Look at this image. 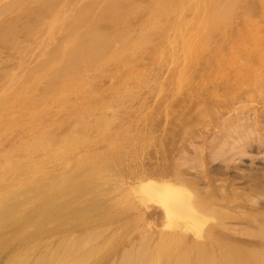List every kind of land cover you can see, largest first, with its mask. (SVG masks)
I'll return each instance as SVG.
<instances>
[{
    "label": "rangeland",
    "instance_id": "1",
    "mask_svg": "<svg viewBox=\"0 0 264 264\" xmlns=\"http://www.w3.org/2000/svg\"><path fill=\"white\" fill-rule=\"evenodd\" d=\"M0 1V8H3V6H6L9 3L11 4L13 2V0ZM43 1L49 2L51 7L50 15L49 13H41L40 11H38L39 4ZM66 1L64 2V0H21L19 1L17 7H11L10 12L0 9L1 11L3 10V12L0 13V89L3 88L2 90H0V95L3 93V96L0 97V197L2 196V199H0V213L2 210L3 213L0 215H4V217H16L20 210L30 209L32 207L31 202H33L34 199L38 196L36 194H39V192L41 191L47 190L45 188H54L48 184L50 176L52 179L54 175H57L59 172L62 174H67L71 172V169H68L69 166L66 167L59 161L52 160L49 157L46 149L33 147V145L36 144V142L38 141H43L44 144H49L51 148L56 150L59 147H56L57 144L59 145V142L62 143V141L72 136V134H74L75 132H80L83 130V150H81L83 151V161L84 159L86 160V155L96 153L97 155H99L98 158H96L95 160L96 164L102 161H106V166L105 169L103 168L104 170L101 169L103 171L100 170V178L85 181V176L91 169L88 168L87 165H84L83 162V174L85 175L83 177V190L86 189V192L84 193L83 191V194H81L80 196H72V193H70L67 188H64L66 192L60 196H57L58 199L54 201L55 204L53 203V205L55 206L53 211L51 210L49 214L46 213L44 215L45 217L48 215L52 218H56V221H58L57 223H54L51 217H49L41 224L40 222H38L39 220H41V218L36 217L33 221H31L32 223L29 224L32 225L34 224V222L37 221L36 225H32L33 228L31 226L29 227V225L25 226L26 229L31 232L39 225H43L45 228L52 230V234L46 235L40 239H29L25 243H21L19 242L18 238L15 237L14 233H16L18 229L21 228L20 226H22V223L14 220L15 222L11 224L12 226H9L8 228L6 227V229L8 230H4L3 228L2 231L4 230V232L2 233V231H0V233L3 235L2 237H9V240L8 245H5L3 247L0 246V264H39L40 262H42L41 264H55V262L57 264H118V262L119 264H134L136 258L135 260L134 258H132L126 263L122 262L121 259L123 256V252L132 248L131 242L129 241H138L139 226L135 222V220L128 213L125 212L123 204L115 203L116 197L112 196L111 198H108L111 194H106L105 189L110 186L107 184L106 185L108 187H106L105 184L103 185V179L108 178L109 182L112 183L113 181L117 180L116 178H120L121 175L126 174L131 169L138 167L141 164H147L150 159L155 160L156 157H163L168 159L167 163H169V165L189 171L188 174H190L188 175V177L191 179L198 180V187H200L202 190L207 188V181L205 178L202 179L201 176L204 169H207L209 174L212 175V177L214 176V178L216 179L215 184L219 186L221 185V183L223 184L224 180L227 178L235 179L237 182L234 187H236L238 191H242V189H245L246 193L248 192L249 188H256V185L253 186V183L259 182L261 183V185H264V178L262 177V175H264V64L258 61L257 59H247V57L253 56L260 37L264 36V1L214 0L216 3H218L217 5L219 6L218 7L214 5V9L218 7L214 10L211 7L213 6L211 5L212 0H199V5H197V0H192L191 3H188L189 0H118L123 4V10L121 12L122 14L120 17L122 19H115L114 17L103 18L97 22V25L104 32L111 34L120 33L123 30L127 32V39L126 41L115 42L116 45L115 43L113 44L110 53L112 54L113 50L114 53L105 60L98 63L99 65L97 64L96 66L99 67L94 66L96 68H99L96 69L97 71L99 70L98 72L95 69L93 70L94 67L90 68L83 66L82 68L81 66H78L77 71L75 72V75L73 77V82H75L76 84V89L74 90H71L69 88L70 78H68L67 80V76L69 77L68 72L60 73L58 70L60 68L59 65L54 64L53 62H51V64H53V69L51 67L50 71L53 70L55 74L52 72H48L49 70L46 67L44 68V66L42 65L44 63H50L47 58L50 52L55 47L63 45L64 42L62 43V41L65 40V38L67 40V37H69V35H67L66 33L68 32L67 27L69 24H72L74 17H76V14L82 9L84 12L85 6L91 2L92 4H94L93 9L91 10V17L94 18L97 11L100 9V7L104 4V1L106 0ZM156 1L157 5L159 6H155ZM194 1L196 2L195 4L198 6L197 9L193 7ZM181 2L185 4V6L183 7H186V10L181 7ZM207 2H209L210 4H205ZM223 2H225L226 4ZM222 3L224 6L222 5ZM259 4L261 5L259 6ZM155 7L157 8L158 12L156 11ZM56 8H58V10ZM53 10L56 12H53ZM14 11L16 13H14ZM28 11L30 12L28 13ZM166 11L169 13L170 16ZM198 11H202L201 14L203 16L205 15V17L203 18V16H201ZM151 12H153L154 14ZM164 14H167V16H165ZM154 17L157 18V21L159 19V21H155ZM178 17L181 18L178 19ZM52 18L57 19V23L54 25L55 28L54 26L52 27L54 29V32L53 29H51L52 31L50 30V34H46L45 29H48L47 32L49 31L50 27L48 26V21H50ZM199 19H201L202 21ZM198 21H201V23L203 24H199ZM151 23L153 24L152 26H150ZM141 25H146L145 27L147 28V31H145V27L143 28V26L141 27ZM197 25H199V27ZM31 26L34 29H32ZM178 26H180V29H178ZM9 28V31L11 32H7ZM140 28L142 30H140ZM143 29L145 31L144 34L142 32ZM30 30H32V32ZM242 30L244 31V33ZM31 33L33 35H31ZM44 33L46 34V36ZM174 34H176V36ZM216 35L219 36L217 37ZM140 37L141 39H139ZM184 37L189 38L186 39ZM191 37L195 38L190 39ZM182 39H186L187 42L190 41L189 43H191L192 45V48H189L190 50L187 49L189 46L186 44V41L185 44L184 41L182 43L183 45L181 44ZM40 41L42 42L40 43ZM169 41L170 43H168ZM173 41H176V44H174L175 42ZM171 44H173V48ZM184 45H187L188 47L185 48L186 46ZM183 46L186 51L182 49ZM36 47L38 51L36 50ZM133 50H135L136 52ZM180 50L186 52L185 56L187 57L184 56V53H179ZM187 50L191 51V53L187 52ZM129 51L130 54L128 53ZM171 51L173 52V55L171 54ZM125 52L127 54H125ZM233 54L235 55V58ZM30 56L31 59L29 58ZM174 57H178V59ZM216 60L218 62H216ZM21 61L23 62L21 63ZM231 61L233 62L231 63ZM27 62L28 64H25ZM173 62L175 63V65ZM224 62H226V64ZM39 64H42L41 68ZM169 64L172 66V68H170ZM183 64L185 65L183 66ZM181 65L183 66L185 71H183ZM18 66L22 69H19ZM179 66L182 68V70ZM250 66L254 68L253 74L249 73L248 67ZM28 68L30 69L29 71ZM167 68H170L168 72ZM88 69L89 71L91 70V73H89ZM36 70L38 71V73ZM87 71L89 73L88 75H86ZM177 71L178 74L175 73ZM24 72L30 74H25ZM58 72L59 75L61 74V76L58 75ZM22 73H24L23 77L20 76V74ZM179 73L183 75V77H179ZM62 74L63 76L67 74L65 75L66 81L65 79H63L64 77H62ZM136 74L139 78L136 76ZM12 75H15V77H13ZM55 75L56 77H54ZM17 77L21 80L15 79ZM100 77L102 78L101 82ZM245 78H247L248 80ZM10 79H12L11 82H9ZM111 79H113L112 82ZM14 80L15 82L13 83L15 84L13 85L12 81ZM16 80L19 81V83H17ZM181 81L183 82L182 86L180 83ZM7 82L10 84L7 85ZM16 83L18 85H16ZM20 83L23 84H21L20 86ZM37 83H39L38 87ZM41 83H44V85ZM28 84L29 86H27ZM11 85L13 88H11ZM178 85H180L181 87L178 88ZM6 88L8 89V92L10 91V95L8 96ZM9 88H11L12 90H14V88L16 89L13 91V93L12 90ZM176 89L177 91L180 90L181 92L175 91ZM3 91L6 93H4ZM18 91L20 94L18 93ZM158 92L160 93L158 94ZM49 93L52 96H50ZM4 94H6V96ZM172 96L175 97L173 98ZM154 98L157 100L155 101ZM18 99L20 101H18ZM153 100L155 101L154 104ZM168 100L171 101L169 102ZM9 101H11L12 104ZM4 105L6 107H4ZM164 106L168 107L165 108ZM33 109H35V111ZM36 110L39 113H37ZM147 111L148 113H146ZM15 112H18V114H15ZM144 115L146 117H144ZM147 115L150 116V118H148ZM28 123L32 124L29 125ZM106 124L108 128L106 127ZM42 126L44 130L41 128ZM144 127L146 129H144ZM36 133L37 135L35 137ZM136 135L140 138H136ZM64 136H66V138ZM151 138L153 140H151ZM160 142L163 144L161 145ZM133 144L135 145L133 146ZM142 153H144V155ZM43 157L46 159L44 160ZM186 157L189 159L187 160ZM6 158H8L9 160L11 159L10 161L12 162V164L10 163V161H7ZM38 162H41L43 168L48 171V175L44 174L41 176L40 174L39 178H42V182L39 185L40 187L36 185L37 188H34V183L32 184L34 186H32L31 183L23 185V183H21L19 180L25 177L29 169L33 168V166ZM19 165L21 168L19 167ZM109 166L114 169L109 168L107 169V172H105L106 168H108ZM69 168H71V166ZM108 170H110V173ZM20 171H22L21 175L19 174ZM54 171L55 173H53ZM111 172H113V175L116 174V176H114L115 178L111 175ZM104 173L106 175H109V177L106 176ZM251 173H257V178L254 179L253 177L252 179V177H250L248 179H243L238 176ZM49 174L51 175L49 176ZM111 177L113 179H110ZM92 183L94 184L92 185ZM85 186L88 187V190L87 188H85ZM24 187L26 189H24ZM28 190H30V193H25ZM99 190L102 194L99 192ZM9 194L10 197L7 199L9 200L11 196H13L10 201H14V206H11L12 203H10V201H8V205L7 199H4L6 196H9ZM22 194H24V196ZM70 195L75 200H70ZM20 196L22 198H25V196H29L30 198L26 197L25 199H21ZM254 196L257 198L254 199ZM16 197H19L20 199ZM98 197L101 199L103 198L102 200L105 201H102ZM250 197H252L253 200L258 199V197L262 199V196H260V194H258V196L250 195ZM13 198L17 199V203L16 200H14ZM23 200H26L27 203ZM86 200L89 201H87L88 203H90L89 206L88 203L85 202ZM19 202H21L20 205ZM82 203H84V205ZM70 204H72V207ZM93 205L96 207V209L98 208V206H100V208L97 209L99 210V212L95 211L96 209H94ZM2 206L3 208H1ZM59 206H61L60 209ZM82 208H84L85 210H83ZM74 209L76 211V214ZM258 210L263 211L264 208H260ZM81 211L83 212L81 213ZM64 212L66 213V215ZM83 213H85V215ZM63 215H65L67 218ZM80 215L83 216L82 224H78L77 226L72 227L71 231L69 232H60L61 229L69 228L71 225L75 224L74 221ZM49 222L53 223L50 224ZM226 224L227 225L224 226L227 227V230L231 229L230 232H228L234 235L238 234V232H243L246 230L252 231L256 228L254 226L248 227L247 225L237 222L235 220H227ZM95 226L96 228H94ZM105 227H107L108 229L106 228L104 230ZM102 228L103 232L100 231L102 230ZM90 230L93 231L91 232ZM231 231H233V233ZM96 233H98L100 237ZM82 234L84 235V237H82ZM91 234H96V236L92 235L91 237ZM130 234L132 235L129 236ZM86 235V240L88 239L90 241H87L89 242L88 244L85 240ZM88 235H90V238L92 239L95 237L94 241H91ZM41 240L44 241V243H42ZM61 240H64V242L62 243ZM73 241L75 243H73ZM85 242L87 246H84ZM31 244H34L35 247H32ZM57 245L59 247H57ZM66 245L67 248L65 247ZM82 245L84 247H82ZM94 245H97L98 247ZM28 246L30 248H28ZM92 246H94V248H92ZM26 247L29 250H27ZM75 248H78V250ZM90 248L92 250L95 248L96 249L92 252ZM136 248L133 249L135 252L133 251L132 254L140 256L143 254V252L145 253V250H143L144 248H140L138 244ZM32 249H35L33 250L34 252L31 251ZM26 250L27 253L25 252ZM32 252L35 253V255ZM22 253H26L25 256H23ZM41 253L44 254L45 257ZM85 254L88 255L86 256ZM29 256H31V259L29 258ZM24 258L26 259V261H24ZM44 258L46 259V261L44 260ZM59 258H61V261H59ZM38 259H40V261ZM81 259H86L87 261ZM27 260H29V262ZM50 260H52V262ZM71 260H73L74 262Z\"/></svg>",
    "mask_w": 264,
    "mask_h": 264
},
{
    "label": "bare ground",
    "instance_id": "2",
    "mask_svg": "<svg viewBox=\"0 0 264 264\" xmlns=\"http://www.w3.org/2000/svg\"><path fill=\"white\" fill-rule=\"evenodd\" d=\"M21 0H13V2L6 6H3L4 11H9L11 10V7H17L18 3ZM66 0H64L65 2ZM170 1V0H169ZM199 0H197V5H199ZM264 1V0H263ZM1 2V1H0ZM62 2V3H64ZM67 2V1H66ZM163 2V1H162ZM191 3L192 0H189L188 3ZM234 2V1H233ZM81 3V2H79ZM100 3V2H99ZM103 3V1H102ZM167 3V2H166ZM169 3V2H168ZM196 2L194 1V8L197 9L198 6L195 4ZM225 3V2H223ZM222 3V5H223ZM101 4V3H100ZM178 4V3H177ZM205 4H210L209 2L205 3ZM218 3H216L214 0H212V4L213 6L212 9H214V5H217ZM226 4V3H225ZM5 5V4H2ZM93 5L91 2L89 4H87L85 6L84 12L83 9L80 10L77 14L76 17H74V20L72 22V24H69L67 27V35H69V37H67V40L65 42V40L62 41V43L64 42L63 45H59L57 47H55L50 54L48 55V60L50 61V63H42L41 65L44 66V68L46 67L49 71L48 72H52L54 73V71H50L51 67L53 69V64H51V62H53L54 64L59 65V72H68L69 77L67 76V80L68 78H70L69 80V88L71 90L76 89L75 87V82H73V77L75 75V72L77 71V67L81 66L83 68L84 67H90L93 68L94 66H96L98 63H100L101 61L105 60L106 58H108L110 55H112L114 53L111 54V48L113 46V44L117 41H126L127 39V32L123 31L120 33H107L104 32L98 25L97 22L103 18H112L114 17L115 19H118L121 17V12L123 10V4L118 1V0H106L104 1V4L100 7V9L97 11L96 15L94 18L91 17V10L93 9ZM157 5V1L155 6ZM172 5V2H171ZM207 5V6H208ZM232 5V4H231ZM261 4H259L260 6ZM61 6V5H60ZM159 6V5H157ZM170 6V5H169ZM185 6L184 3L181 2V7ZM187 6V5H186ZM224 6V5H223ZM68 7V6H67ZM99 7V6H97ZM132 7V6H131ZM219 7V6H218ZM216 7V8H218ZM140 8V7H138ZM156 8V7H155ZM184 9L186 7H183ZM208 8V7H207ZM206 8V9H207ZM215 8V9H216ZM229 8V7H228ZM50 4L48 1H43L39 4V9L38 11H40L41 13H49L50 15ZM58 10V8H56ZM55 9V10H56ZM75 9V8H74ZM154 9V7H153ZM214 9V10H215ZM3 10H0V13L3 12ZM16 10V9H15ZM56 10V11H57ZM97 10V9H96ZM137 10V9H136ZM135 10V11H136ZM186 10V9H185ZM209 10V9H208ZM223 10V9H222ZM228 10V9H227ZM238 10V9H237ZM13 11V9H12ZM53 10V12H56ZM154 11V10H153ZM156 11L158 12L157 8ZM203 11V10H202ZM201 11V12H202ZM205 11V9H204ZM224 11V10H223ZM226 11V10H225ZM30 11H28L29 13ZM167 12V11H166ZM172 12V11H171ZM186 12V11H185ZM200 14L201 12L198 11ZM213 12V11H212ZM233 12V10H232ZM249 12V11H248ZM247 12V13H248ZM6 13V12H5ZM14 13H16L14 11ZM13 13V14H14ZM153 13V12H151ZM168 13V12H167ZM184 13V12H183ZM198 13V14H199ZM205 13V12H204ZM219 13V12H218ZM251 13V12H250ZM54 14V13H52ZM150 14V13H149ZM148 14V17H149ZM154 14V13H153ZM180 14V13H179ZM190 14V13H188ZM193 14V13H192ZM68 15V14H67ZM94 15V14H93ZM92 15V16H93ZM165 16H167V14H164ZM169 15V13H168ZM181 15V14H180ZM179 15V16H180ZM241 15V14H240ZM244 15V14H243ZM251 15V14H250ZM254 15V14H253ZM60 16V15H59ZM161 16V15H160ZM170 16V15H169ZM168 16V17H169ZM201 16H203L201 14ZM218 16V15H217ZM230 16V15H229ZM245 16V15H244ZM45 17V15H44ZM53 17V16H52ZM147 17V18H148ZM205 17V15L203 16V18ZM234 17V15H233ZM250 17V16H248ZM254 17V16H253ZM258 17V16H257ZM161 18V17H160ZM181 18V17H180ZM178 17V19H180ZM201 18V17H200ZM122 19V18H120ZM155 21H157V18H155ZM177 19V20H178ZM218 19V18H217ZM223 19V18H222ZM235 19V18H234ZM126 20V19H124ZM147 20V19H146ZM201 20V19H199ZM206 20V19H205ZM220 20V19H219ZM259 20V19H258ZM159 21V19H158ZM157 21V22H158ZM172 21V20H171ZM170 21V22H171ZM202 21V20H201ZM201 21L199 22V24L201 23ZM221 21V20H220ZM223 21V20H222ZM235 21V20H234ZM12 22V21H11ZM28 22V21H27ZM127 22V21H126ZM189 22V20H188ZM10 23V22H9ZM22 23V22H21ZM37 23V22H36ZM57 23V19L56 18H52L50 21H48V26L49 31L47 32L48 29L46 30V34L52 31L51 29H53L52 27ZM179 23V22H178ZM236 23V22H235ZM29 24V23H28ZM64 24V22H63ZM121 24V23H120ZM146 24V22H145ZM148 24V23H147ZM185 24V23H184ZM203 24V23H201ZM227 24V23H226ZM153 24L151 23L150 26H152ZM188 25V24H187ZM207 25V24H206ZM220 25V24H219ZM9 26V25H8ZM30 26V25H28ZM34 26V25H33ZM143 26V28L146 26L141 25V27ZM149 26V27H150ZM199 27V25H197ZM222 26V25H221ZM256 26V25H255ZM32 27V26H31ZM43 27V26H42ZM41 27V28H42ZM131 27V26H130ZM129 27V28H130ZM185 27V26H184ZM237 27V26H236ZM11 28V27H10ZM10 28L8 29L7 32H11L9 31ZM55 28V26H54ZM84 28V29H83ZM136 28V27H135ZM186 28V27H185ZM219 28V27H218ZM30 29V27H29ZM32 29H34L32 27ZM124 29V28H123ZM145 31H147V28L145 27ZM152 29V28H151ZM178 29H180V26H178ZM238 29V28H237ZM259 29V28H258ZM51 30V31H50ZM140 30H142L140 28ZM195 30V29H194ZM244 30V29H243ZM242 30V31H243ZM32 32V30H30ZM56 31V30H55ZM144 29H143V34H144ZM175 31V30H174ZM177 31V30H176ZM184 31V29H183ZM204 31V30H202ZM54 32V29H53ZM58 32V31H57ZM64 32V31H62ZM116 32V31H115ZM139 32V31H137ZM136 33V32H135ZM150 33V32H149ZM169 33V32H168ZM174 33V32H173ZM185 33V31H184ZM218 33V32H217ZM241 33V32H240ZM244 33V31H243ZM8 34V33H7ZM45 34V33H44ZM45 34V36H46ZM53 34V33H52ZM59 34V33H58ZM131 34V33H130ZM181 34V33H180ZM190 34V33H188ZM192 34V33H191ZM227 34V33H226ZM31 35H33L31 33ZM62 35V34H61ZM138 35V34H136ZM148 35V34H147ZM176 36V34H174ZM173 35V36H174ZM184 35V34H183ZM210 35V34H209ZM215 35V34H214ZM258 35V34H257ZM262 35V33H261ZM43 36V35H42ZM41 36V37H42ZM172 36V37H173ZM179 36V35H178ZM188 36V35H187ZM191 36V35H189ZM195 36V34H194ZM197 36V35H196ZM217 36V35H216ZM219 36V35H218ZM217 36V37H218ZM50 37V36H49ZM144 37V36H143ZM34 38V37H32ZM175 38V37H174ZM177 38V37H176ZM182 38V37H181ZM180 38V40H181ZM186 38V37H184ZM189 37H187L186 39H188ZM195 38V37H193ZM192 37L190 39H193ZM198 38V37H197ZM226 38V37H225ZM237 38V37H236ZM43 39V38H42ZM62 39V38H61ZM141 39V37L139 38ZM163 39V38H162ZM171 39V38H170ZM178 39V38H177ZM182 39L181 44L184 41L187 42V40ZM138 40V39H137ZM174 40V39H173ZM196 40V39H195ZM43 41V40H42ZM40 41V43L42 42ZM56 41V40H55ZM54 41V42H55ZM61 41V40H60ZM168 41V40H167ZM6 42V41H5ZM31 42V41H30ZM46 42V41H45ZM132 42V41H131ZM154 42V41H153ZM174 44H176V41ZM190 42V41H189ZM187 42V45L185 48L189 49L192 48L191 43ZM213 42V41H211ZM228 42V41H227ZM12 43V42H11ZM14 43V42H13ZM35 43V42H33ZM37 43V42H36ZM39 43V42H38ZM125 43V42H123ZM127 43V42H126ZM137 43V41H136ZM170 43V41L168 42ZM172 43V42H171ZM193 43V42H192ZM248 43V41H247ZM52 44V43H49ZM208 44V43H207ZM116 45V43H115ZM154 45V44H153ZM166 45V43H165ZM172 48H173V44ZM183 45V44H182ZM191 45V46H190ZM215 45V44H214ZM49 46V45H48ZM47 46V47H48ZM119 46V45H118ZM117 46V47H118ZM126 46V45H125ZM123 46V47H125ZM132 46V45H130ZM134 46V45H133ZM178 46V45H177ZM181 46V45H180ZM184 51L185 50V48ZM211 46V45H209ZM241 46V45H240ZM50 47V46H49ZM48 47V48H49ZM121 47V46H120ZM119 47V48H120ZM169 47V46H168ZM215 47V46H214ZM246 47V46H245ZM34 48V47H33ZM139 48V46H138ZM143 48V47H142ZM208 48V47H207ZM35 49V48H34ZM46 49V48H45ZM127 49V48H126ZM133 49V48H132ZM136 49V48H135ZM214 49V48H213ZM240 49V48H239ZM238 49V50H239ZM37 50V47H36ZM35 50V52H36ZM49 50V49H47ZM122 50V49H121ZM120 50V51H121ZM137 50V49H136ZM149 50V49H147ZM174 50V49H173ZM190 50V49H189ZM187 50V52H190ZM192 50V49H191ZM220 50V49H219ZM38 51V50H37ZM41 51V50H40ZM125 51V50H124ZM123 51V52H124ZM135 51V50H133ZM217 51V50H216ZM233 51V50H232ZM248 51V50H247ZM45 52V51H44ZM117 52V50H116ZM127 52V51H126ZM125 52V54H127ZM136 52V51H135ZM161 52V51H160ZM163 52V51H162ZM169 52V51H168ZM175 52V51H174ZM185 53L183 51H179V53ZM222 52V51H221ZM231 52V51H230ZM43 53V52H42ZM130 54V51L128 52ZM173 52L171 51V54ZM206 53V52H205ZM208 53V52H207ZM234 53V52H233ZM242 53V52H241ZM20 54V53H19ZM38 54V53H37ZM144 54V53H143ZM142 54V55H143ZM176 54V53H175ZM240 54V53H239ZM238 54V55H239ZM23 55V54H22ZM45 55V54H44ZM173 55V54H172ZM180 55V54H178ZM191 55V54H189ZM234 55V54H233ZM124 56V55H123ZM130 56V55H129ZM144 56V55H143ZM156 56V55H155ZM159 56V55H158ZM167 56V55H166ZM171 56V55H170ZM175 56V55H174ZM177 56V55H176ZM26 57V56H25ZM24 57V58H25ZM39 57V56H38ZM183 57V56H182ZM180 57V58H182ZM187 57V56H185ZM206 57V56H205ZM28 58V57H27ZM31 59V56L29 57ZM28 58V59H29ZM46 58V59H47ZM141 58V57H140ZM139 58V59H140ZM144 58V57H143ZM156 58V57H155ZM171 58V57H170ZM176 59H178V57H174ZM173 58V59H174ZM179 58V59H180ZM208 58V57H207ZM215 58V57H214ZM235 58V55H234ZM145 59V58H144ZM152 59V58H151ZM171 59V60H173ZM248 60L251 59H257L258 61L262 62L264 64V36H261L259 39V42L257 43V47L254 51V54L252 57H247ZM17 60V59H16ZM20 60V59H19ZM18 60V61H19ZM34 60V59H33ZM155 60V59H154ZM153 60V61H154ZM175 60V59H174ZM186 60V59H185ZM228 60V59H227ZM24 61V60H23ZM21 61V63L23 62ZM39 61V60H38ZM108 61V60H107ZM115 61V60H114ZM121 61V60H120ZM204 61V60H203ZM37 62V60H36ZM43 62V61H42ZM47 62V61H46ZM126 62V61H125ZM148 62V61H147ZM178 62V61H177ZM176 62V63H177ZM186 62V61H185ZM190 62V61H189ZM216 62H218L216 60ZM221 62V61H220ZM233 61H231L232 63ZM17 63V62H16ZM30 63V61H29ZM127 63V62H126ZM159 63V61H158ZM174 63V62H173ZM179 63V62H178ZM226 64V62H224ZM236 63V62H235ZM25 64H28L25 63ZM37 64V63H36ZM139 64V62H138ZM156 64V63H155ZM165 64V63H164ZM171 64V63H170ZM169 64V65H170ZM40 65V64H39ZM40 65V68H41ZM99 65V64H98ZM128 65V64H127ZM149 65V64H148ZM159 65V64H158ZM175 65V63H174ZM185 64H183L184 66ZM199 65V64H198ZM202 65V64H201ZM224 65V64H223ZM27 66V65H26ZM55 66V65H54ZM125 66V65H124ZM183 66L181 65V67L183 68ZM188 66V65H187ZM264 66V65H263ZM19 67V66H18ZM99 67V66H96ZM94 67L93 70L95 69H99ZM169 67V66H168ZM175 67V66H173ZM180 67V66H179ZM180 67V68H181ZM222 67V66H221ZM21 67H19L20 69ZM26 68V67H25ZM30 68V67H29ZM28 68V71L30 70ZM56 68V67H55ZM89 68V69H90ZM124 68V67H123ZM143 68V67H142ZM170 68H172V66L170 65ZM170 68H167V72L168 70H170ZM181 68V70H182ZM202 68V67H200ZM218 68V67H217ZM16 69V68H14ZM22 69V68H21ZM24 69V68H23ZM36 69V67H35ZM34 69V70H35ZM46 69V71H47ZM88 69V71H89ZM199 69V68H198ZM238 69V68H237ZM249 69V73L253 74L254 73V68H252L251 66L248 67ZM4 70V69H3ZM56 70V69H54ZM178 70V69H177ZM180 70V69H179ZM205 70V69H204ZM233 70V69H232ZM10 71V70H9ZM15 71V70H14ZM27 71V70H25ZM37 71V70H36ZM87 74L91 73L89 71ZM97 71V70H96ZM95 71V72H96ZM99 71V70H98ZM97 71V72H98ZM121 71V70H120ZM117 71V72H120ZM158 71V70H157ZM183 71L184 68H183ZM182 71V74H183ZM200 71V70H199ZM202 71V70H201ZM238 71V70H237ZM241 71V70H240ZM21 72V71H18ZM31 72V71H30ZM34 72V71H32ZM43 72V70H42ZM58 72V75H59ZM116 72V71H115ZM138 72V71H137ZM239 72V71H238ZM25 73V72H24ZM24 73L20 74V76L23 77ZM27 73V72H26ZM25 73V74H26ZM36 73V72H35ZM38 73V71H37ZM178 74V71L175 72ZM199 73V72H198ZM6 74V73H5ZM16 74V73H15ZM30 74V73H27ZM41 74V73H40ZM47 74V73H46ZM45 74V76H46ZM55 74V73H54ZM83 74V73H82ZM157 74V73H156ZM162 74V73H161ZM176 74V75H177ZM36 75V74H35ZM51 75V74H50ZM67 75V74H65ZM63 79H65L66 76ZM80 75V74H79ZM78 75V76H79ZM135 75V73H134ZM180 75V76H179ZM179 77H183V75H181L179 73ZM13 76V75H12ZM33 76V75H30ZM28 76V77H30ZM61 76V74L59 75ZM117 76V75H116ZM137 76V74H136ZM135 76V77H136ZM143 76V75H141ZM164 76V75H163ZM166 76V75H165ZM173 76V75H172ZM187 76V74H186ZM196 76V75H195ZM7 77V76H6ZM15 77V75L13 76ZM27 77V78H28ZM53 77V76H52ZM56 77V75L54 76ZM103 77V76H102ZM138 77V76H137ZM46 78V77H44ZM51 78V77H50ZM113 78V77H112ZM139 78V77H138ZM174 78V77H173ZM172 78V79H173ZM202 78V77H201ZM15 79H19L18 77ZM91 79V78H90ZM154 79V78H153ZM179 79V78H178ZM187 79V78H186ZM195 79V78H193ZM203 79V78H202ZM247 79V78H245ZM12 79L9 80V82H11ZM17 83H19V81H17ZM21 80V79H19ZM34 80V79H33ZM53 80V79H52ZM62 80V79H61ZM102 78L100 77V82H101ZM113 79H111L112 82ZM164 80V79H163ZM182 80V78H181ZM248 80V79H247ZM7 81V79H6ZM42 81V80H39ZM49 81V80H48ZM63 81V80H62ZM66 81V79H65ZM159 81V80H158ZM161 81V80H160ZM185 81V78H184ZM4 82V81H3ZM15 82L12 81V83ZM24 82V81H23ZM36 82V81H35ZM143 82V81H142ZM153 82V80H152ZM171 82V81H170ZM8 83V82H7ZM6 83V84H7ZM16 83V85H18ZM28 83V82H26ZM31 83V82H30ZM33 83V82H32ZM181 86H182V81L180 82ZM191 83V82H190ZM5 84V85H6ZM10 83H8L7 85H9ZM15 83H13L14 85ZM23 83H20V86ZM37 83V87H38ZM44 85V83H41ZM64 84V83H63ZM91 84V82H90ZM127 84V83H126ZM46 85V84H45ZM48 85V84H47ZM50 85V83H49ZM48 85V86H49ZM145 85V84H144ZM156 85V84H155ZM164 85V84H163ZM1 86V85H0ZM29 86V84L27 85ZM34 86V85H33ZM40 86V85H39ZM55 86V85H54ZM140 86V85H138ZM180 88L181 86L178 85ZM197 86V85H196ZM195 86V87H196ZM264 86V84H263ZM7 87V86H6ZM85 87V86H84ZM11 88L12 85H11ZM9 88V89H11ZM20 88V87H19ZM47 88V87H46ZM103 88V87H102ZM161 88V87H160ZM164 88V87H163ZM162 88V89H163ZM200 88V87H199ZM3 89V88H2ZM0 89V90H2ZM5 89V87H4ZM7 89V88H6ZM16 88H14L15 90ZM125 89V88H124ZM175 89V88H174ZM198 89V88H197ZM232 89V88H231ZM230 89V90H231ZM239 89V88H238ZM261 89V88H260ZM12 90V89H11ZM12 90V92L14 91ZM20 90V89H19ZM24 90V89H23ZM29 90V89H28ZM53 90V89H51ZM50 90V93H51ZM101 90V89H99ZM55 91V90H54ZM152 91V90H150ZM177 91V89L175 90ZM180 91V90H179ZM177 91V92H179ZM205 91V90H204ZM212 91V90H211ZM210 91V92H211ZM4 92V91H3ZM61 92V91H60ZM176 92V93H177ZM181 92V91H180ZM200 92V91H199ZM6 93V92H4ZM7 96L10 95V91L8 92L7 89ZM14 93V92H13ZM12 93V94H13ZM19 93V91H18ZM28 93V92H27ZM49 93V94H50ZM151 93V92H150ZM160 92H158L159 94ZM20 94V93H19ZM30 94V93H29ZM63 94V93H62ZM162 94V93H161ZM178 94V93H177ZM6 96V94H4ZM22 95V94H21ZM59 95V94H58ZM94 95V94H92ZM246 95V94H245ZM248 95V94H247ZM3 96V93L0 95V97ZM15 96V95H14ZM19 96V95H18ZM17 96V97H18ZM50 96H52L50 94ZM157 96V95H156ZM155 96V97H156ZM160 96V95H159ZM11 97V96H10ZM28 97V96H27ZM58 97V96H57ZM158 97V96H157ZM173 98L175 96H172ZM207 97V96H205ZM224 97V96H223ZM246 97V96H245ZM248 97V96H247ZM3 98V97H2ZM34 98V97H33ZM38 98V97H37ZM43 98V97H42ZM41 98V99H42ZM49 98V97H48ZM90 98V97H89ZM144 98V97H143ZM159 98V97H158ZM30 99V98H29ZM36 99V98H35ZM114 99V98H113ZM146 99V97H145ZM222 99V98H221ZM240 99V98H239ZM238 99V100H239ZM47 100V99H46ZM154 100L156 101L157 99L154 98ZM153 100V101H154ZM172 100V98H171ZM171 100H168L169 102ZM248 100V99H247ZM245 100V101H247ZM18 101H20L18 99ZM124 101V99H123ZM155 101L153 102V104L155 103ZM167 101V102H168ZM192 101V99H191ZM244 101V102H245ZM11 102V101H9ZM8 102V103H9ZM35 102V101H34ZM42 102V101H41ZM46 102V101H45ZM65 102V100H64ZM107 102V101H106ZM166 102V103H167ZM168 102V103H169ZM242 102V100H241ZM240 102V103H241ZM255 102V101H254ZM2 103V102H1ZM6 103V102H5ZM123 103V102H122ZM191 103V102H190ZM12 104V102H11ZM20 104V103H19ZM35 104V103H34ZM126 104V103H125ZM165 104V103H164ZM170 104V103H169ZM237 104V103H236ZM3 105V104H2ZM10 105V104H9ZM29 105V104H28ZM47 105V104H46ZM59 105V104H58ZM64 105V104H63ZM188 105V104H187ZM234 105V104H233ZM7 106V104H6ZM4 105V107H6ZM19 106V105H18ZM121 106V104H120ZM170 106V105H169ZM3 107V106H2ZM21 107V106H20ZM32 107V106H31ZM36 107V105H35ZM44 107V106H41ZM47 107V106H46ZM153 107V105H152ZM151 107V108H152ZM165 107V106H164ZM168 107V106H166ZM165 107V108H166ZM187 107V106H186ZM200 107V106H199ZM243 107V106H242ZM19 108V107H18ZM22 108V107H21ZM20 108V109H21ZM128 108V107H126ZM15 109V108H14ZM17 109V108H16ZM42 109V108H41ZM57 109V108H56ZM148 109V108H147ZM150 109V108H149ZM172 109V107H171ZM233 109V108H232ZM3 110V108H2ZM19 110V109H18ZM35 111V109H33ZM40 110V109H37ZM36 110L37 113H39ZM49 110V109H48ZM104 110V109H103ZM128 110V109H127ZM140 110V108H139ZM138 110V111H139ZM165 110V109H164ZM168 110V109H167ZM166 110V111H167ZM14 111V110H13ZM17 111V110H16ZM51 111V110H50ZM18 114V112H15V114ZM107 113V112H106ZM148 113V111L146 112ZM162 113V112H161ZM189 113V112H188ZM7 114V113H5ZM13 114V113H12ZM20 114V113H19ZM103 114V113H102ZM144 114V113H143ZM165 114V112H164ZM218 114V113H217ZM24 115V114H23ZM22 115V116H23ZM6 116V115H5ZM143 116V115H142ZM148 116V115H147ZM199 116V115H198ZM144 117H146L144 115ZM143 117V118H144ZM16 118V117H15ZM18 118V117H17ZM20 118V117H19ZM111 118V117H110ZM148 118H150V116H148ZM158 118V117H156ZM155 118V119H156ZM167 118V117H166ZM205 118V117H204ZM3 119V116H2ZM145 119V118H144ZM178 119V118H177ZM186 119V118H185ZM5 120V119H4ZM21 120V119H20ZM19 120V121H20ZM24 120V119H23ZM26 120V118H25ZM32 120V119H31ZM41 120V119H40ZM73 120V119H72ZM158 120V119H157ZM166 120V119H165ZM18 121V119H17ZM153 121V120H152ZM189 121V120H188ZM26 122V121H25ZM4 123V122H3ZM152 123V122H151ZM165 123V122H164ZM29 125H31L30 123H28ZM104 124V123H103ZM188 124V123H187ZM22 125V124H21ZM138 125V124H137ZM145 125V124H144ZM59 126V125H58ZM64 126V125H63ZM77 126V124H76ZM75 126V127H76ZM98 126V124H97ZM101 126V125H100ZM7 127V126H6ZM24 127V125H23ZM95 127V125H94ZM105 127V126H104ZM107 127V124H106ZM143 127V126H142ZM5 128V127H4ZM8 128V127H7ZM6 128V129H7ZM13 128V127H12ZM43 129V126L41 127ZM108 128V127H107ZM137 128V127H136ZM34 129V127H33ZM71 129V128H70ZM73 129V128H72ZM144 129H146L144 127ZM26 130V129H25ZM44 130V129H43ZM138 130V129H137ZM140 130V128H139ZM138 130V131H139ZM189 130V129H188ZM232 130V129H231ZM39 131V130H37ZM70 131V130H69ZM90 131V130H89ZM164 131V130H163ZM6 132V130H5ZM47 132V131H46ZM142 132V131H141ZM144 132V131H143ZM150 132V131H148ZM147 132V133H148ZM160 132V131H159ZM105 133V132H104ZM110 133V132H109ZM134 133V132H133ZM139 133V132H138ZM98 134V133H97ZM131 134V133H130ZM143 134V133H142ZM149 134V133H148ZM250 134V133H249ZM37 133L35 134L36 137ZM44 135V134H43ZM49 135V134H48ZM51 135V134H50ZM69 135V134H68ZM140 135V134H139ZM144 135V134H143ZM158 135V134H157ZM67 136V134H66ZM66 136H64L66 138ZM134 136V135H133ZM145 136V135H144ZM63 137V138H64ZM136 138L139 136H135ZM34 138V137H33ZM48 138V137H46ZM53 138V137H52ZM140 138V137H139ZM144 138V137H143ZM153 138V137H152ZM151 138V140H153ZM54 139V138H53ZM91 139V138H90ZM124 139V138H123ZM161 139V138H160ZM20 140V139H19ZM22 140V138H21ZM24 140V139H23ZM48 140V139H47ZM136 140V139H135ZM134 140V141H135ZM139 140V139H138ZM58 141V140H57ZM159 141V140H158ZM162 141V140H161ZM36 142V141H35ZM89 142V141H88ZM93 142V141H92ZM143 142V141H142ZM151 142V141H150ZM4 143V142H3ZM59 142V145L57 144L56 147H58V149H53L51 148V146L49 144H44L43 141H38L36 142V144L33 145V147H37V148H44L47 150L49 157L52 160H56L59 161L60 163H62L64 166H71V168L68 167V169H71L70 173H58L57 175L52 174V179H51V174H49L50 176V180H48V184L54 188L52 189H48L45 188L47 190L45 191H36L39 192L37 198H31L34 199L32 203V207L28 210H20V212L17 214L16 217H4V215H0V231H2V229L4 228V230L6 229V227L8 228L9 226H12L11 224L13 222L19 221L20 223H22V226H20L21 228L18 229V231L15 234V237L18 238L19 242L21 243H25L26 241H28L29 239H40L46 235L52 234L53 231L49 230L47 228H45L43 225H39L37 228H35L33 231L29 232L25 226L29 225L30 223H32L31 221H33L36 217H40L41 220H39L38 222H40L41 224L49 217L51 216H44L46 213L49 214V212L54 209V205L55 204V200L58 199L57 196H60L62 194H64L66 191L64 190V188H67L68 191L70 193H72V196H80L81 194H83L86 192L85 190H83V177L85 176L83 173V162L84 165H87L88 168H90L91 172L89 171L86 174V178L85 181H90V180H94L95 178H100L99 176V172L101 169H105V163L106 161H102L98 164H96V158H98L99 155H97L96 153H92L89 155H86V160L84 159L83 161V130L80 132H75L74 134H72V136H70L69 138L65 139L64 141H62V143ZM29 144V143H28ZM153 144V142H152ZM160 144L162 145L163 143L160 142ZM115 145V144H113ZM112 145V146H113ZM135 144H133L134 146ZM142 145V144H141ZM155 145V144H154ZM3 146V145H2ZM110 146V145H109ZM160 146V145H159ZM111 147V146H110ZM150 147V146H149ZM146 148V147H145ZM19 149V148H18ZM144 149V146H143ZM157 149V148H156ZM202 149V148H200ZM29 150V148H28ZM146 150V149H145ZM26 151V149H25ZM34 151V150H33ZM43 151V149H42ZM164 151V150H161ZM14 152V151H13ZM144 152V151H142ZM158 152V150H157ZM19 153V152H18ZM23 153V152H22ZM28 153V151H27ZM36 153V152H35ZM42 154V153H40ZM47 154V153H46ZM144 155V153H142ZM218 154V153H217ZM142 155V156H143ZM46 156V155H45ZM141 156V157H142ZM47 157V156H46ZM85 157V156H84ZM115 157V156H113ZM118 157V156H117ZM184 157V156H183ZM9 158V157H8ZM8 158L7 161H10ZM15 158V156H14ZM18 158V156H17ZM187 158V157H186ZM200 158V157H199ZM20 159V158H19ZM40 159V158H39ZM43 159L45 160L46 158L43 157ZM145 159V158H144ZM189 158H187L188 160ZM195 159V158H194ZM30 160V159H29ZM43 160V162H44ZM48 160V158H47ZM167 158H161V157H156L155 160L150 159L149 162L147 164H141L139 165L138 163V167H135L133 169H131L129 172H127L126 174H123L120 176V178H116V181H113L112 183L109 182L108 178L103 179L102 184L104 185H109L110 187H108L106 185V187H108L107 189H105V193L106 194H111L108 198H111L112 196L116 197L115 203H120L123 204L124 208H125V212L128 213L134 220L135 222L138 224L139 226V237H138V241H129L131 242V247L128 250H125L123 252V256H122V262L126 263L128 261H130L132 258H136V261L134 262V264H264V210H258L260 208H264V185H261V183H253V186L256 185V188H249L248 192L246 193L245 189H242V191H238L235 186L236 184V180L235 179H225L224 183L219 186L215 184V178L214 176L212 177V175L209 174L207 169H204V171L202 172L201 176L202 179L205 178L207 181V188L202 190L200 187H198L199 182L198 180L195 179H191L188 177V172L185 169H181V168H177V167H173L171 165H169V163H167ZM178 160V159H177ZM183 160V159H182ZM186 160V159H185ZM184 160V161H185ZM31 161V160H30ZM114 161V160H113ZM175 161H176V157H175ZM197 161V160H196ZM1 162V161H0ZM6 162V161H5ZM47 162V161H45ZM108 162V161H107ZM116 162V161H115ZM144 162V160H143ZM7 163V162H6ZM10 163L12 164V162L10 161ZM8 163V164H10ZM14 163V162H13ZM19 163V162H18ZM51 163V162H50ZM104 163V164H103ZM22 164V163H21ZM117 164V163H115ZM135 164V162H134ZM180 164V163H179ZM178 164V165H179ZM184 164V162H183ZM18 165V164H17ZM111 165V164H110ZM177 165V164H176ZM4 166V164H3ZM6 166V165H5ZM14 166V165H13ZM28 166V165H27ZM60 166V165H59ZM175 166V165H174ZM20 167V165H19ZM63 167V166H62ZM5 168V167H4ZM21 168V167H20ZM28 168V167H27ZM86 168V167H85ZM114 169L111 166H109L108 168H106L105 172H107V169ZM2 169V168H1ZM29 169V168H28ZM49 169V168H48ZM103 169V170H104ZM61 170V169H60ZM59 170V171H60ZM89 170V169H88ZM101 170V171H103ZM10 171V170H9ZM67 171V170H66ZM110 173V170H108ZM16 172V170H15ZM201 172V171H200ZM247 172V171H246ZM249 172V171H248ZM22 171L19 172V174L21 175ZM48 173V171H46L41 162L36 163L33 168L29 169V171L24 174L25 177L21 178L19 181L21 183L24 184H30L31 185L34 183V188L37 186H39L42 182V178H39L40 174L42 175H46ZM55 173V171L53 172ZM57 173V172H56ZM108 173V174H109ZM105 174V173H104ZM119 174V173H118ZM117 174V175H118ZM200 174V173H199ZM257 173H251V174H244V175H238L241 178H250L254 177L257 178ZM7 175V174H6ZM23 175V174H22ZM48 175V174H47ZM106 175V174H105ZM111 175L114 177L116 176V174L113 175V172H111ZM8 176V175H7ZM16 176V175H15ZM13 176V177H15ZM19 176V175H17ZM109 177V175H106ZM237 176V177H238ZM262 177L264 178V175H262ZM47 178V177H46ZM115 178V177H114ZM12 179V178H11ZM110 179H113L112 177ZM238 179V178H237ZM10 180V179H9ZM115 180V179H114ZM218 180V179H217ZM246 180V179H245ZM254 181V180H253ZM257 181V180H256ZM2 182V181H1ZM4 182V180H3ZM12 182V181H11ZM251 183V184H252ZM11 184V183H10ZM94 183H92L93 185ZM250 184V186H251ZM19 185V184H18ZM16 185V186H18ZM21 185V184H20ZM89 185V184H88ZM14 186V185H13ZM47 186V185H46ZM11 187V186H10ZM40 187V186H39ZM44 187V186H42ZM91 187V186H90ZM2 188V187H1ZM9 188V187H8ZM16 188V187H15ZM14 188V189H15ZM30 188V187H29ZM37 188V187H36ZM51 188V187H49ZM85 188L88 187L85 186ZM24 189H26L24 187ZM2 190V189H1ZM33 190V189H32ZM35 190V189H34ZM38 190V189H36ZM92 191V190H91ZM10 192V191H8ZM7 192V193H8ZM14 192V191H13ZM30 193V190H28L25 193ZM94 192V191H93ZM96 192V191H95ZM99 192L101 193V191L99 190ZM104 192V191H103ZM24 193V192H22ZM35 193V192H33ZM16 194V193H15ZM20 194V193H19ZM91 194V193H90ZM102 194V193H101ZM258 194H260V196H262V199L258 197V199L253 200L252 197H250V195H256L258 196ZM14 195V194H13ZM17 195V194H16ZM24 196V194H22ZM26 195V194H25ZM30 195V194H29ZM35 195V197H36ZM6 196V195H4ZM15 196V195H14ZM18 196V195H17ZM70 195V200H75L73 197ZM2 197V196H1ZM0 197V199H2ZM10 197L6 196L4 199H7ZM13 196H11L12 198ZM21 197V196H20ZM29 197V196H25ZM32 197V195H31ZM34 197V196H33ZM10 198V199H11ZM18 199H20L19 197H16ZM13 198L14 200H16L17 203V199ZM22 198L21 199H25ZM30 198V197H29ZM78 198V197H77ZM96 198V197H95ZM99 198V197H98ZM254 199L257 197H253ZM10 199H7V203L9 205ZM97 199V198H96ZM101 199V198H99ZM103 199V198H102ZM101 199V200H102ZM60 200V199H59ZM100 200V201H101ZM27 203L26 200H23ZM22 201V204H23ZM58 201V200H57ZM88 200H86L85 202H87ZM95 201V200H94ZM105 201V200H102ZM1 202V201H0ZM3 202V200H2ZM14 201H10L11 206L15 205L13 203ZM84 202V203H85ZM89 202V201H88ZM87 202V203H88ZM97 202V201H96ZM21 202H19L20 205ZM57 203V202H56ZM70 203V202H69ZM81 203V202H80ZM84 203H82L84 205ZM105 203V202H104ZM102 203V204H104ZM63 204V203H62ZM90 203H88L89 206ZM107 204V203H106ZM1 205V204H0ZM3 205V204H2ZM27 205V204H26ZM25 205V207H26ZM64 205V204H63ZM72 207V204H70ZM96 205V203H95ZM98 205V204H97ZM6 206V205H5ZM62 206V205H61ZM59 206V209L60 207ZM94 206V205H93ZM92 206V207H93ZM102 206V205H101ZM104 206V205H103ZM116 206V205H115ZM70 207V208H71ZM74 207V206H73ZM81 207V206H79ZM87 207V204H86ZM3 208V206L1 207ZM15 208V207H14ZM23 208V207H22ZM58 208V207H57ZM85 208V207H84ZM84 208H82L83 210H85ZM98 208H100V206H98ZM97 208V209H98ZM8 209V208H7ZM91 209V208H89ZM94 209H96V207L94 206ZM95 210L97 212H99V210ZM103 209V208H102ZM122 209V208H121ZM120 209V210H121ZM13 210V209H12ZM258 210V211H255ZM3 211V210H2ZM1 211L0 214H2L3 212ZM16 211V209H15ZM75 211V209H74ZM83 211H81L82 213ZM85 212V211H84ZM65 213V212H64ZM86 213V212H85ZM85 213H83L85 215ZM92 213V212H91ZM94 213V212H93ZM106 213V212H105ZM76 214V211H75ZM74 214V215H75ZM87 214V213H86ZM116 214V213H115ZM66 215V213H65ZM63 215V216H65ZM78 215V214H77ZM114 215V214H113ZM118 215V214H117ZM69 216V215H68ZM101 216V215H100ZM45 217V218H44ZM62 217V216H61ZM60 217V218H61ZM66 217V216H65ZM104 217V216H103ZM116 217V216H115ZM63 218V217H62ZM67 218V217H66ZM64 218V219H66ZM51 219L54 221V223H57L58 221H56V218H52ZM58 219V218H57ZM107 219V218H106ZM113 219V218H112ZM60 220V219H59ZM69 220V219H68ZM108 220V219H107ZM227 220H235L237 222L243 223L245 225H247L248 227H256L255 230L252 231H243V232H238V234L234 235L229 233L230 230H227V227H225L224 225H227L229 223L226 224ZM50 221V220H49ZM61 221V220H60ZM63 221V219H62ZM37 222V221H36ZM36 222H34V224L32 225H36ZM71 222V221H70ZM75 224L71 225L69 228H63L60 230V232H69L71 231L72 227L77 226L78 224H82L83 223V216L80 215L76 218V220L74 221ZM92 222V221H91ZM234 222V221H233ZM50 223V222H49ZM53 223V222H51ZM50 223V224H51ZM65 224V223H64ZM116 224V223H115ZM21 225V224H20ZM32 225H29V227ZM63 225V224H62ZM67 225V223H66ZM16 226V225H15ZM242 226V224H241ZM246 226V228H247ZM17 227V226H16ZM49 227V225H48ZM104 227V226H103ZM33 228V227H32ZM96 228V226L94 227ZM107 227L104 228V230ZM230 228V227H229ZM101 229V228H100ZM108 229V228H107ZM111 229V228H109ZM237 229V228H236ZM243 229V228H242ZM4 230L2 231V233L4 232ZM8 230V229H6ZM54 230V229H53ZM89 230V229H88ZM87 230V231H88ZM241 230V229H240ZM15 231V230H13ZM91 231V230H90ZM93 231V230H92ZM91 231V232H92ZM101 232H103V228L102 230H100ZM229 231V232H228ZM236 231V230H235ZM80 232V231H79ZM95 232V231H94ZM134 232V231H132ZM233 233V231H231ZM7 233V232H6ZM87 233V232H86ZM84 233V234H86ZM98 236L99 234L96 233ZM96 234H91L93 236H96ZM67 235V234H65ZM83 235V234H82ZM81 235V236H82ZM102 235V233H101ZM132 234H130L129 236H131ZM3 235L0 233V246L3 247L5 245H8V238L6 237H2ZM69 236V235H68ZM72 236V235H71ZM64 237V236H63ZM84 237V235L82 236ZM89 239L92 241H94L95 237L92 239L90 238V235H88ZM100 237V236H99ZM53 238V237H52ZM62 238V237H61ZM60 238V239H61ZM87 238V235L85 237V240ZM98 238V237H97ZM66 239V236H65ZM50 240V239H49ZM72 240V239H71ZM70 240V242H71ZM109 240V238H108ZM37 241V240H36ZM42 241V240H41ZM46 241V240H45ZM62 241V240H61ZM83 241V239H82ZM89 241L88 239L86 240V242ZM10 242V241H9ZM40 242V241H39ZM48 242V240H47ZM64 242V240L62 241V243ZM77 242V241H76ZM86 242L83 244L84 246H87V244L90 242ZM122 242V241H121ZM33 243V242H32ZM42 243H44V241H42ZM60 243V241H59ZM73 243H75L73 241ZM101 243V242H100ZM108 243V242H107ZM69 244V243H68ZM78 244V243H77ZM98 244V243H97ZM137 244L139 245V247L144 248L143 250H145V253L143 252L142 255H135L132 254L133 253V249L136 248ZM32 247L35 245L31 244ZM42 245V244H41ZM52 245V243H51ZM56 245V244H55ZM74 245V244H72ZM82 245V247H84ZM79 246V245H78ZM97 246V245H94ZM94 246H92V248H94ZM40 247V246H39ZM42 247V246H41ZM57 247H59L57 245ZM62 247V246H61ZM67 248V245L65 246ZM98 247V246H97ZM96 247V248H97ZM122 247V246H121ZM27 248V247H26ZM28 248H30L28 246ZM27 248V250H29ZM45 248V247H44ZM48 248V247H47ZM50 248V247H49ZM95 248V249H96ZM60 249V248H59ZM65 249V248H64ZM63 249V250H64ZM78 250V248H75ZM91 249V248H90ZM95 249H93L95 251ZM125 249V248H124ZM123 249V250H124ZM24 250V249H22ZM27 250L25 251L27 253ZM35 249H32L31 251H33ZM54 250V249H52ZM58 250V249H57ZM62 250V251H63ZM67 250V249H66ZM72 250V247H71ZM92 250V249H91ZM92 250V252H93ZM65 251V250H64ZM63 251V252H64ZM137 251V248H136ZM30 252V251H29ZM34 252V251H33ZM32 252V253H33ZM59 252V251H58ZM62 252V253H63ZM70 252V250H69ZM135 252V251H134ZM25 253V254H26ZM48 253V252H47ZM53 253V252H52ZM51 253V254H52ZM57 253V252H56ZM89 253V252H88ZM25 254L22 253L23 256H25ZM30 254V253H29ZM35 255V253H33ZM42 254V253H41ZM50 254V255H51ZM58 254V253H57ZM76 254V253H75ZM93 254V253H92ZM17 255V254H16ZM32 255V254H31ZM44 255V254H42ZM41 255V256H42ZM54 255V254H53ZM52 255V256H53ZM62 255V254H61ZM64 255V254H63ZM86 255V254H85ZM88 255V254H87ZM86 255V256H87ZM100 255V254H99ZM135 255V256H134ZM28 256V255H27ZM33 256V255H32ZM66 256V255H65ZM76 256V255H75ZM81 256V255H79ZM77 256V257H79ZM31 256H29L30 258ZM45 257V255H44ZM51 257V256H50ZM113 257V256H112ZM47 258V255H46ZM55 258V257H54ZM68 258V257H67ZM20 259V258H19ZM18 259V260H19ZM25 259V258H24ZM31 259V258H30ZM41 259V258H40ZM40 259H38L40 261ZM49 259V258H48ZM61 258H59V261ZM63 259V258H62ZM76 259V257H75ZM87 259V257H86ZM86 259H81V260H86ZM117 259V258H116ZM12 260V258H11ZM23 260V258H22ZM21 260V263H22ZM44 260L46 261V259L44 258ZM65 260V259H64ZM68 260V259H67ZM26 261V259L24 260ZM29 262V260H27ZM37 261V260H36ZM35 261V262H36ZM38 261V262H39ZM42 261V260H41ZM52 262V260H50ZM73 261V260H71ZM87 261V260H86ZM13 262V261H12ZM33 262V263H35ZM48 262V261H47ZM55 262V261H54ZM63 262V260H62ZM60 262V263H62ZM74 262V261H73ZM83 262V261H82ZM133 262V260H132ZM42 262H40L39 264H41ZM49 263V262H48ZM11 264V263H9ZM26 264V263H25ZM50 264V263H49ZM55 264H57L55 262ZM72 264V263H71ZM79 264V263H78ZM81 264V263H80ZM85 264V263H84ZM119 264V262H118ZM130 264V263H129Z\"/></svg>",
    "mask_w": 264,
    "mask_h": 264
}]
</instances>
